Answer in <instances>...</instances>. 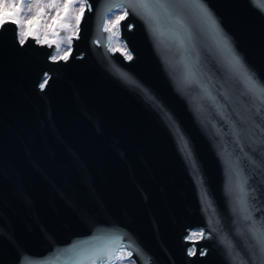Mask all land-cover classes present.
Instances as JSON below:
<instances>
[{
	"label": "water",
	"instance_id": "1",
	"mask_svg": "<svg viewBox=\"0 0 264 264\" xmlns=\"http://www.w3.org/2000/svg\"><path fill=\"white\" fill-rule=\"evenodd\" d=\"M127 3L85 0L67 60L0 28V264H264V6L151 0L129 60Z\"/></svg>",
	"mask_w": 264,
	"mask_h": 264
},
{
	"label": "rangeland",
	"instance_id": "2",
	"mask_svg": "<svg viewBox=\"0 0 264 264\" xmlns=\"http://www.w3.org/2000/svg\"><path fill=\"white\" fill-rule=\"evenodd\" d=\"M0 2L8 4L15 2L18 5L23 3L26 6L21 14V19L24 21V24L22 28H18V34L20 31L27 32V20L32 16L37 15L39 9H43V15L41 16L39 27L37 28L36 25L32 26L35 29L36 37L39 40L47 38L49 41H55L56 51L53 55L63 56L65 53H69L71 49L69 38L77 34L78 26L76 20L77 17L81 16L80 4H85V0H0ZM66 3L71 4L72 7L65 10L64 5ZM58 11L62 17V23L68 25V27L60 28L58 25L53 26V28L48 27V25L53 24V19ZM122 11L121 7L114 9L107 14L106 22L115 20L116 16L122 14ZM108 27L112 29L110 47L112 49H119L125 54H128V51L124 49V41L119 36V25L113 27L111 23H108ZM62 31H65V34L60 33ZM57 32L58 35L56 34ZM113 33H118V35H113ZM57 44L60 49L59 53L57 52ZM113 264H134V262L129 258H125V256H121Z\"/></svg>",
	"mask_w": 264,
	"mask_h": 264
},
{
	"label": "snow or ice",
	"instance_id": "3",
	"mask_svg": "<svg viewBox=\"0 0 264 264\" xmlns=\"http://www.w3.org/2000/svg\"><path fill=\"white\" fill-rule=\"evenodd\" d=\"M260 4L262 6H264V0H259ZM150 3L151 0H128L127 6L125 5H120V7L122 8V14L116 16L115 20L113 21H108L105 23L104 25V31H108L111 32L112 29L108 27V23H111L113 25V27H117L120 23V21L124 20L127 15H128V10L132 9L133 11H135L136 9H142V10H147L150 7ZM85 6H87V8L90 10L91 9V5H85L84 3L80 4V8H81V16L83 14V10L85 8ZM26 6L21 3V4H17L15 2L8 4V3H3L0 2V28H3L4 24L7 23H12L17 25L18 28H22L24 21L21 19V14L24 10ZM72 5L71 4H65L64 8L65 10L71 8ZM200 10L202 11L203 15L207 18L208 22L212 25L213 28L216 27V22L214 20V18L212 17V14L207 10L206 6L203 5L202 3L200 4ZM43 15V9H39L38 10V14L32 16L30 19L27 20V25H28V31H20L19 32V36H20V40L19 43L21 45L26 43V39L25 37L27 36H31L32 38L36 39V42L39 44H47L49 47L52 46L53 43H55V41H49L47 38H45L44 40H39L36 35H35V29L32 27L33 25H36V27H39L40 24V19L41 16ZM148 15L150 16L151 13L149 12ZM80 19L81 17H77L76 23L77 26L80 23ZM58 25L60 28H65L68 27V25H65L62 23V17L60 16L59 11L57 12L55 18L53 19V24L52 25H48V27L53 28V26ZM126 27L129 28V30L131 29L130 25H127ZM58 35V32L56 33ZM113 35H118V33H113ZM109 39H111V37H109ZM71 42V38H69V43ZM124 49H127V44L124 45ZM60 49H59V45L57 44V52L59 53ZM127 58L129 60L132 59L131 54L129 53L127 55ZM52 61H57L58 59H62V60H67L68 59V53H65L63 56L60 55H52L51 56ZM236 59V63L240 64L241 62L239 61V58H235ZM250 81H252V83L256 86H259L261 91L264 92V84H260L258 81L252 80V77H249ZM45 84H47V79H45L44 83L40 84V87L43 88L45 86ZM200 236L201 238L204 237L203 232L200 233H193L192 235H190L189 237H187V239L192 240L194 236ZM191 254H195V250H191ZM93 264H95V262H93Z\"/></svg>",
	"mask_w": 264,
	"mask_h": 264
},
{
	"label": "bare ground",
	"instance_id": "4",
	"mask_svg": "<svg viewBox=\"0 0 264 264\" xmlns=\"http://www.w3.org/2000/svg\"><path fill=\"white\" fill-rule=\"evenodd\" d=\"M198 233H199V232H198ZM128 251L130 252V250H127L126 248H123V249H121V250L119 251V253H120V252H122V253L125 252V253L128 254V253H129Z\"/></svg>",
	"mask_w": 264,
	"mask_h": 264
}]
</instances>
